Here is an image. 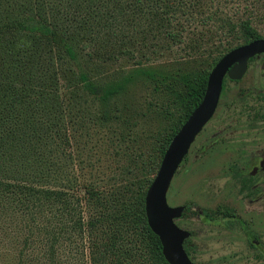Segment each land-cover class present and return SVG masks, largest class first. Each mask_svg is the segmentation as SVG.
Listing matches in <instances>:
<instances>
[{"label":"trees","instance_id":"1","mask_svg":"<svg viewBox=\"0 0 264 264\" xmlns=\"http://www.w3.org/2000/svg\"><path fill=\"white\" fill-rule=\"evenodd\" d=\"M182 2L0 0V264H167L145 191L214 64L262 39L243 19L227 23L239 43L208 60L142 68L146 41L180 42ZM135 53L108 84L86 63Z\"/></svg>","mask_w":264,"mask_h":264},{"label":"rangeland","instance_id":"2","mask_svg":"<svg viewBox=\"0 0 264 264\" xmlns=\"http://www.w3.org/2000/svg\"><path fill=\"white\" fill-rule=\"evenodd\" d=\"M182 3L184 14L176 18L172 31H181L180 42L169 44L166 50L168 43L160 37L146 41L151 49L144 46L140 50L146 51V56L139 60L142 68H154L180 58L208 60L216 52L239 43L236 31H227V23L234 25L243 19H248L255 32L264 38V0ZM81 53L85 55L87 51ZM135 61H138L136 53L114 62L91 59V63H86L94 66L98 83L108 84L134 68ZM263 69L262 56L254 57L240 80H225L214 114L194 138L166 192L169 207H183L174 223L189 232V260L195 264H264V170L254 175L250 198L238 191V184L230 177L232 167L249 171L256 165V159L264 156V104L255 100L256 92H264ZM132 93L140 102L148 100L147 90L136 88ZM245 93L249 95L248 104L238 107L239 95ZM217 206L231 208L236 218L243 221L244 228L237 224L233 229L226 228L220 214L215 212ZM201 210L212 212L216 218L207 220ZM251 240L256 242L254 246L249 245Z\"/></svg>","mask_w":264,"mask_h":264},{"label":"water","instance_id":"3","mask_svg":"<svg viewBox=\"0 0 264 264\" xmlns=\"http://www.w3.org/2000/svg\"><path fill=\"white\" fill-rule=\"evenodd\" d=\"M264 53V39H257L225 53L211 68L206 79L200 103L189 114L168 143L158 169L144 195V214L147 226L158 238L161 254L167 264H195L189 260L182 244L189 232L174 223L183 207H169L166 192L179 164L188 152L194 138L211 118L220 94L221 83L226 76L239 80L246 70L247 60Z\"/></svg>","mask_w":264,"mask_h":264},{"label":"flooded vegetation","instance_id":"4","mask_svg":"<svg viewBox=\"0 0 264 264\" xmlns=\"http://www.w3.org/2000/svg\"><path fill=\"white\" fill-rule=\"evenodd\" d=\"M264 39V38H262ZM258 56H262V64L264 66V53H261V54H257L251 58H249L247 60V63H246V70H247V65H248V62H250L254 57H258ZM245 70V71H246ZM263 72H264V69H263ZM245 73V72H244ZM244 75V74H243ZM242 75V76H243ZM242 78V77H241ZM240 78V79H241ZM239 79V80H240ZM228 81V82H236V81H232V80H229L226 76L223 78L222 80V83H221V90H220V93L222 91V87H223V84L224 82ZM238 81V80H237ZM247 93L245 94H240L239 95V106L238 107H245L247 106L248 104V100H247ZM219 97H220V94H219ZM255 100L259 101V102H262L264 104V92L263 91H259V92H256L255 94ZM218 101H219V98H218ZM218 104V102H217ZM217 107V105H216ZM216 109V108H215ZM215 111V110H214ZM214 114V112H213ZM212 114V115H213ZM212 117V116H211ZM211 119V118H210ZM209 119V120H210ZM208 120V121H209ZM198 135V134H197ZM256 165H253L251 166V169L249 171H244L243 169H239L237 167H232L231 168V171H230V177L232 178V180L234 182H236L238 184V191L244 195L245 198H250L252 197L251 195V192L253 191V186L254 184L252 183V179L254 177V175L259 172V171H263L264 170V156H260L256 159ZM219 209V214H220V218L222 219V222H223V225L228 228V229H233L235 224L238 225L239 228L243 229L244 228V223L243 221H239L233 210L229 207H224V206H217L216 207V210ZM183 211V210H182ZM200 214L203 216L202 214V210L200 211ZM181 216V215H180ZM189 238V237H188ZM187 238V239H188ZM187 239H185L184 241H186ZM183 241V242H184ZM254 244H256V242H254L253 240H251L249 242V245L250 246H254ZM183 245V244H182Z\"/></svg>","mask_w":264,"mask_h":264}]
</instances>
